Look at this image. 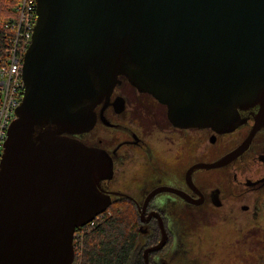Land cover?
<instances>
[{"label":"water","instance_id":"95a60500","mask_svg":"<svg viewBox=\"0 0 264 264\" xmlns=\"http://www.w3.org/2000/svg\"><path fill=\"white\" fill-rule=\"evenodd\" d=\"M36 2L24 98L0 158V264H73L76 230L113 203L101 189L111 155L79 136L122 78L177 127L231 132L254 116L244 145L209 169L264 128V0ZM161 229L152 250L165 246Z\"/></svg>","mask_w":264,"mask_h":264},{"label":"flooded vegetation","instance_id":"af4514ba","mask_svg":"<svg viewBox=\"0 0 264 264\" xmlns=\"http://www.w3.org/2000/svg\"><path fill=\"white\" fill-rule=\"evenodd\" d=\"M96 113L95 127L79 139L107 151L114 161L112 178L101 184L103 193L113 202L126 198L137 207L140 231H145L137 258L145 264H221L220 254L236 260L222 264H247L242 256L244 231H258L262 219L264 128L229 163L212 169L206 165L244 145L255 126L254 116L249 115L247 123L231 132L177 127L169 121L165 105L124 78L109 99L98 104ZM220 146L227 148L216 154ZM213 173L215 177L210 176ZM213 220L215 224L209 223ZM187 222L192 225L190 230L182 228ZM161 223L165 246L152 250L163 239ZM216 227H224L221 236L213 232ZM202 235L212 245L207 254L202 252ZM184 254L189 261L179 259ZM202 256L208 263L197 262Z\"/></svg>","mask_w":264,"mask_h":264},{"label":"trees","instance_id":"16d2710c","mask_svg":"<svg viewBox=\"0 0 264 264\" xmlns=\"http://www.w3.org/2000/svg\"><path fill=\"white\" fill-rule=\"evenodd\" d=\"M20 3L21 0H0V58L6 55L16 36L6 24L18 17ZM261 200L262 219L258 221L259 230L250 231L246 228L243 236L247 250L245 256L252 259V263L264 264V193ZM102 215L82 230H76L74 241L80 244L81 254L79 256L75 244L76 261H80V264H131L135 259V264H145L143 259L137 258V252L142 246L137 207L128 199L121 198L114 201ZM191 227L189 222L182 224L183 229L190 230Z\"/></svg>","mask_w":264,"mask_h":264},{"label":"built area","instance_id":"2783aa9c","mask_svg":"<svg viewBox=\"0 0 264 264\" xmlns=\"http://www.w3.org/2000/svg\"><path fill=\"white\" fill-rule=\"evenodd\" d=\"M18 14L16 19L6 24L16 36L6 55L0 58V158L9 127L16 119V110L25 92L23 63L37 21L36 0H21Z\"/></svg>","mask_w":264,"mask_h":264},{"label":"rangeland","instance_id":"374dc122","mask_svg":"<svg viewBox=\"0 0 264 264\" xmlns=\"http://www.w3.org/2000/svg\"><path fill=\"white\" fill-rule=\"evenodd\" d=\"M24 58H25V55H24ZM23 65H24V63H23ZM23 98H24V95H23ZM23 98H22V101H23ZM21 101V102H22ZM21 104V103H20ZM226 146H220V147H217L216 149H215V153L216 154H219V153H221V152H223V149L225 148ZM227 148V147H226ZM210 176H212V177H215L216 176V174L215 173H213V174H210ZM261 203H262V200H261V202H260V205H261ZM261 207V206H260ZM109 210V209H108ZM107 210V211H108ZM262 211V210H261ZM261 211H260V213H261ZM102 215V214H101ZM101 215H99V216H97L95 219H94V221L96 220V219H99L100 217H101ZM207 220V219H206ZM93 221V222H94ZM93 222H91V223H93ZM211 222H213L212 224H215V222H214V220L213 221H209V223H211ZM90 224V223H89ZM206 227V224L204 225V228ZM217 229H219V230H221V231H219L218 232V230ZM200 230H204V229H200ZM223 231H224V227H216V228H213V232H215V234L217 235V236H221V234L223 233ZM203 238V235L202 236H200V238L199 239H201V241H202V252L204 253V254H207V252H209L211 249H212V245H211V243H209V239L207 238V237H205L204 239H202ZM75 244H76V246H77V252H78V254H79V256L81 255L80 254V244H78V241L76 240V241H74V246H75ZM186 251V250H185ZM245 251L247 252V250L245 249ZM245 251H244V254L242 255V256H245ZM77 252L75 251V260H74V264H80V261H76V254H77ZM186 254V253H185ZM182 255V256H178L179 257V259H185V258H183V257H186V255ZM217 259H218V262H220L221 264L222 263H224V262H229V263H233V262H236V260H235V258L234 257H225V259L223 258V256L222 255H218V257H217ZM244 259H245V262L247 263V264H249V263H252V262H250V261H253L252 259H250V258H248V257H244ZM186 261H189L188 259H185ZM195 262H196V259L194 260ZM202 261H204V262H202ZM197 262H202V263H208L207 262V259L204 257V256H202V257H199L198 259H197ZM183 263H185L184 261H183Z\"/></svg>","mask_w":264,"mask_h":264}]
</instances>
